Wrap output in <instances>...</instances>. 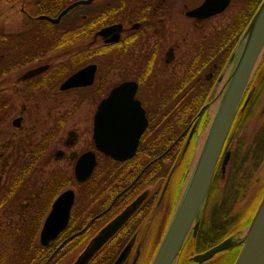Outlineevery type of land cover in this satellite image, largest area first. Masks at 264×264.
Returning a JSON list of instances; mask_svg holds the SVG:
<instances>
[{
	"label": "flooded vegetation",
	"instance_id": "flooded-vegetation-1",
	"mask_svg": "<svg viewBox=\"0 0 264 264\" xmlns=\"http://www.w3.org/2000/svg\"><path fill=\"white\" fill-rule=\"evenodd\" d=\"M233 1L216 13L196 15L192 10L204 0H0V189L11 181L14 166L36 157L20 182L23 204H52L71 189L79 216L91 212L82 230L93 221L103 223L96 232L144 194L111 238L117 237L113 245L125 238L123 246L132 240L122 264H149L188 177L182 163L190 160L220 96L203 111L189 141L204 102L166 148L158 143V132L164 117L177 120L186 103L195 107V96L210 95L218 78L216 92L224 90L229 58L255 3L241 0L227 18ZM79 70L82 83L63 87ZM123 83L131 84L116 89ZM131 94L147 125L133 155L118 161L96 147V113L111 95L110 103H118L109 109L120 121L124 111L136 110ZM86 152L93 153L95 164L79 181L75 164ZM164 159H173L171 167L176 163L168 179L171 168L164 177ZM105 164L108 169H100ZM54 187L58 193L50 200ZM263 194L264 45L221 148L203 209L173 264H233L241 242L201 260L194 257L241 235ZM126 224L129 233L120 234Z\"/></svg>",
	"mask_w": 264,
	"mask_h": 264
},
{
	"label": "water",
	"instance_id": "water-1",
	"mask_svg": "<svg viewBox=\"0 0 264 264\" xmlns=\"http://www.w3.org/2000/svg\"><path fill=\"white\" fill-rule=\"evenodd\" d=\"M229 0H204V2L192 12L196 15H209L221 11ZM264 45V0H261L256 11L246 25L236 47L232 51L227 64L225 88L220 92L217 87L219 81L206 101L197 113V119L190 129L187 141L195 130L203 111L209 107L217 96L219 97L215 113L210 121L206 136L202 142L199 153L194 160L190 174L182 191L175 212L158 244L150 264H172L180 251L194 218L200 215L205 203L208 190L213 177L216 162L221 152L222 145L229 131L233 116L238 107L241 96L247 85L255 62ZM82 70L72 74L63 84V87L79 85ZM131 83H123L116 89H124ZM133 88L135 84H132ZM215 91V93H213ZM111 96V95H110ZM110 96L101 101L99 111L96 113L94 137L96 147L106 155L116 160H125L133 155L138 143V138L147 125V119L139 102L131 94L136 110L124 111L120 121L112 116L109 109ZM130 97V96H128ZM115 133V134H114ZM132 139V142H130ZM95 164L92 152H86L79 156L75 164V176L79 181L85 180ZM172 166L167 179L174 170ZM144 198V194L126 206L121 213L102 226L97 233L90 238L82 251L71 264H87L101 246L123 225L127 218L137 208ZM73 190L66 189L52 202L46 215L38 240L42 246H50L57 235L66 227L69 221L70 209L73 205ZM198 219L193 227L196 231ZM242 242L240 251L233 264H264V195L260 200L256 211L246 231L241 235H234L221 241L194 259L201 260L215 251ZM130 240L122 248L112 264H122L130 247ZM53 255V254H52ZM46 260L44 264L52 257Z\"/></svg>",
	"mask_w": 264,
	"mask_h": 264
},
{
	"label": "trees",
	"instance_id": "trees-1",
	"mask_svg": "<svg viewBox=\"0 0 264 264\" xmlns=\"http://www.w3.org/2000/svg\"><path fill=\"white\" fill-rule=\"evenodd\" d=\"M261 0H255L254 6L251 10V15L258 7ZM195 69L193 64L190 68ZM188 73V72H187ZM206 93L195 96V107L189 108L186 103L180 111L177 120H172V116L168 115L167 119L164 117V125H162L161 131L158 132V143L163 148H166L169 142L176 137L188 124L189 117L196 114L200 105L206 101ZM184 99H187V95H183ZM189 99V96H188ZM187 99V100H188ZM151 132V130H149ZM156 130L153 129V132ZM149 132V133H150ZM149 147L150 144L147 143ZM176 152L174 153V155ZM173 159L168 161L164 159V166L162 169V175L165 177L169 169L172 168ZM36 161L31 157H25L20 165L14 166L10 174L11 181L0 189V264H44L46 260L52 255L46 264H68L70 259L77 255L89 238L96 232V230L103 224L93 221L87 226L86 229L82 230L87 220L91 216V212L84 218L79 216L78 209L80 204H74L70 213V220L66 228L57 236L54 243L51 246H42L38 241V233L46 215L49 210L50 204H35L27 206V208H20L18 211V217L16 219L9 218L10 216L5 213V208L19 198V193L22 191L20 182L25 178L29 171L32 169V163ZM185 160L182 165L185 167L189 164L188 169L192 166V158ZM175 163V162H174ZM123 163H119L116 169H121ZM141 164H139V167ZM176 166V165H175ZM101 168L108 169V165L100 166ZM175 168V167H174ZM171 170V169H170ZM170 172V171H169ZM169 174V173H168ZM108 176V174H107ZM58 193V187H54L50 191V200ZM25 204L22 206L24 207ZM85 207L91 206V204H84ZM7 215V216H6ZM9 216V217H8ZM8 217V218H7ZM135 227L137 226L134 224ZM129 224H126L119 231L126 232ZM247 228V227H246ZM82 230V231H79ZM79 232L76 235H72L74 232ZM126 233H129L127 231ZM72 235V236H71ZM117 235V234H116ZM124 235V234H122ZM71 236V237H69ZM126 234L125 237H127ZM117 237L109 239L94 255L88 264H110L112 259L115 257L117 252L122 248L126 239L123 238L113 245V240ZM72 262V261H71Z\"/></svg>",
	"mask_w": 264,
	"mask_h": 264
},
{
	"label": "rangeland",
	"instance_id": "rangeland-1",
	"mask_svg": "<svg viewBox=\"0 0 264 264\" xmlns=\"http://www.w3.org/2000/svg\"><path fill=\"white\" fill-rule=\"evenodd\" d=\"M195 1H200V0H195ZM240 1L241 0H234L233 1V5L231 6V8H230V10H228V12L227 13H225L224 15H226V17L228 18L229 16H231V13L232 12H235L236 10H237V8L239 7V5H240ZM251 14V13H250ZM9 19V17H5V20H8ZM7 22H11V21H7ZM169 70V69H168ZM218 88V87H217ZM74 94H72V95H70L69 96V98L70 99H73L74 100V97L75 96H73ZM71 102L69 101L68 102V104H70ZM215 108V107H214ZM216 108H217V106H216ZM216 108L215 109H212V110H210L209 111V115H210V118L212 119V117H213V115H214V113H215V110H216ZM210 119L208 118L207 119V122L205 123V125H204V128L202 129V131L199 133V135L197 136V139H196V142H195V147H194V145L192 146V148H191V158H192V155H193V153H194V155H193V163H194V160H195V158L197 157V155H198V153H199V150H200V147H201V145H202V142H203V140H204V138H205V136H206V133H207V129H208V127H209V124H210V121H209ZM190 161V160H189ZM189 161H188V163H189ZM193 163H192V166H193ZM192 166L190 167V169H188V167H189V164H187L186 165V170H184V172L186 173V175L188 174H190V171H191V168H192ZM2 170H0V176H2ZM184 177H185V174L183 175ZM24 201H25V197H23V196H21V197H19V198H16V200L13 202V204H10L9 206H7L5 209V213L6 214H8L9 216V218H12V219H16L17 217H18V211L17 210H19L20 208L22 209V208H27V206H29V204H25V206L24 207H22L24 204ZM174 201H175V199H174ZM166 203V202H165ZM167 204H168V202H167ZM31 205H35V204H31ZM7 216V215H6ZM7 217V218H8ZM233 236V235H232ZM74 257H75V255L70 259V261H69V263L68 264H70L71 263V261L74 259Z\"/></svg>",
	"mask_w": 264,
	"mask_h": 264
}]
</instances>
